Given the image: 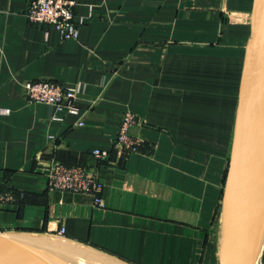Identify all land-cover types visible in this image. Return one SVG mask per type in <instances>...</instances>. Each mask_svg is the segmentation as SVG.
Wrapping results in <instances>:
<instances>
[{
	"label": "crops",
	"instance_id": "0c3cea01",
	"mask_svg": "<svg viewBox=\"0 0 264 264\" xmlns=\"http://www.w3.org/2000/svg\"><path fill=\"white\" fill-rule=\"evenodd\" d=\"M28 2L0 0V232L69 264H220L254 0H76L77 39L31 23ZM39 79L78 87L79 113L29 101ZM127 110L141 144L124 153ZM53 159L96 173L104 205L51 188Z\"/></svg>",
	"mask_w": 264,
	"mask_h": 264
},
{
	"label": "water",
	"instance_id": "95a60500",
	"mask_svg": "<svg viewBox=\"0 0 264 264\" xmlns=\"http://www.w3.org/2000/svg\"><path fill=\"white\" fill-rule=\"evenodd\" d=\"M221 220L220 264H258L264 252V0H254ZM47 246L0 232V264H69Z\"/></svg>",
	"mask_w": 264,
	"mask_h": 264
},
{
	"label": "built area",
	"instance_id": "2783aa9c",
	"mask_svg": "<svg viewBox=\"0 0 264 264\" xmlns=\"http://www.w3.org/2000/svg\"><path fill=\"white\" fill-rule=\"evenodd\" d=\"M76 4V0H29L26 16L33 24L53 26L64 39H77L80 27L86 19L76 14ZM23 91L29 101L52 104L70 113H79L76 100L80 90L75 85H66L52 79H39L25 82ZM9 112V108H0V113L8 114ZM137 123L138 118L132 111L127 110L123 114L114 145L124 153L139 150L141 138L133 133ZM79 124H83V120ZM91 152L94 157L102 160L110 156V151L106 149L97 148ZM46 168L51 188L59 191L87 193L93 195L96 205H104L101 196L104 183L87 166L68 165L53 159L47 163ZM13 198L12 192L0 191V208L5 207ZM60 231L64 233L65 227H62Z\"/></svg>",
	"mask_w": 264,
	"mask_h": 264
},
{
	"label": "rangeland",
	"instance_id": "374dc122",
	"mask_svg": "<svg viewBox=\"0 0 264 264\" xmlns=\"http://www.w3.org/2000/svg\"><path fill=\"white\" fill-rule=\"evenodd\" d=\"M234 19H235V16L233 17ZM229 97H227V96H225V95H222L221 97H220V102H221V105L223 106L222 107V111H224V109H225V107H224V105L226 104V103H229ZM218 99H217V101H219ZM219 103V102H218ZM229 122H231L232 123V121H231V119L229 120ZM230 130L232 129V128H229ZM213 243V242H212ZM215 243V242H214ZM98 254V253H97ZM102 257H104L105 258V256L104 255H102V254H100ZM264 255V252H263V254H262V256ZM261 260V259H260ZM260 262V261H259ZM107 264H110L109 262H107ZM116 264V263H115ZM259 264V263H258Z\"/></svg>",
	"mask_w": 264,
	"mask_h": 264
},
{
	"label": "trees",
	"instance_id": "16d2710c",
	"mask_svg": "<svg viewBox=\"0 0 264 264\" xmlns=\"http://www.w3.org/2000/svg\"><path fill=\"white\" fill-rule=\"evenodd\" d=\"M23 196V195H22Z\"/></svg>",
	"mask_w": 264,
	"mask_h": 264
}]
</instances>
